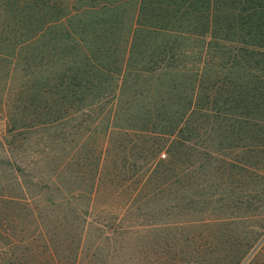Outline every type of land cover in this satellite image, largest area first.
<instances>
[{"label":"rangeland","instance_id":"374dc122","mask_svg":"<svg viewBox=\"0 0 264 264\" xmlns=\"http://www.w3.org/2000/svg\"><path fill=\"white\" fill-rule=\"evenodd\" d=\"M165 5L0 0V219L69 221L75 199L87 205L95 185L108 199L110 183H128L118 176L127 169L133 190L124 198L147 226L120 263L264 264V135L248 127L249 99L233 98L247 93L251 74L225 71L232 96L218 98V124L207 119L205 85L223 73L217 46L227 44L207 27L190 44L186 18L172 19ZM63 26L78 41H64ZM156 26L162 37L152 34ZM175 36L178 72L167 68L168 54L157 55ZM67 44L76 45L74 54ZM182 67L195 75L193 98ZM192 123L198 129L189 134ZM158 141L167 145L154 155ZM156 161L169 165L159 169Z\"/></svg>","mask_w":264,"mask_h":264},{"label":"trees","instance_id":"16d2710c","mask_svg":"<svg viewBox=\"0 0 264 264\" xmlns=\"http://www.w3.org/2000/svg\"><path fill=\"white\" fill-rule=\"evenodd\" d=\"M165 2V8L172 19L175 20V16L178 15L186 18V35L190 44L194 41L193 37L198 29L204 27L210 31L212 38L227 44L217 46L221 56L226 57V61L219 66L223 73L216 83L208 79L209 84L205 85V101L210 110L206 118L213 119L212 121L218 124L219 116L223 112L218 108L217 100L221 95L227 100L232 96V89L227 86L228 78L225 71L236 66L245 68L251 74L247 85L248 91L246 94L233 95V98L240 96L241 100L245 97L249 99H245L250 106L247 116V119H250L248 127L253 128L261 139L264 135V0H165ZM63 30L64 41H78V35L70 28L66 29L63 26ZM160 30L163 33L164 28L156 26L152 34L162 37L163 34L158 33ZM178 39L179 37L175 36L166 42L163 41L162 47L167 50L157 53L169 55L167 68L174 72L181 69L179 66L182 63ZM228 45L233 51L232 61L228 60L230 54ZM73 46L67 44L65 49L74 54L77 47L75 44ZM164 61L162 58L160 63ZM182 69L188 80L186 96L193 98L196 92L194 89L190 95V89L192 82L195 81V75L192 76L191 70H188L187 74L186 67ZM80 77L79 73L74 78L78 81L74 84L76 88L82 87L84 82ZM184 102L188 105L187 110L194 105L193 99ZM225 104L227 103H222L223 106ZM195 106L200 107L197 103ZM203 107L200 110H204ZM223 111L225 115L229 114V111L225 109ZM190 115H194L192 109ZM224 122L228 121L225 119ZM235 125L236 128H242L239 122ZM197 129L198 125L192 123L189 134ZM164 145L167 143L158 141L150 151L157 155ZM155 164L163 170L169 165L163 164V161H156ZM120 170L122 171L118 172V176L125 178L128 183L120 185L110 183L108 199L99 198L98 185L93 186L94 193L87 205L82 204V199H75L73 214L69 221L65 218L60 220L61 224L44 221L36 214L29 220L19 216H6L0 219V264H122L119 261L121 258L119 253L130 243L138 240L147 225L141 223L143 222L140 221L141 216L133 213L132 201L124 198L125 192L133 189H129L131 186L129 185L131 179L127 173L129 170ZM155 173L156 179L166 176L165 173ZM52 222L55 227L51 226ZM65 223L70 225H62ZM118 242H121L122 248L117 247ZM103 251L108 252L107 256H101Z\"/></svg>","mask_w":264,"mask_h":264}]
</instances>
